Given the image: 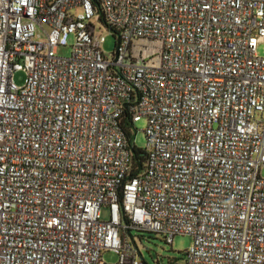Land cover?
I'll return each instance as SVG.
<instances>
[{"label": "built area", "instance_id": "1", "mask_svg": "<svg viewBox=\"0 0 264 264\" xmlns=\"http://www.w3.org/2000/svg\"><path fill=\"white\" fill-rule=\"evenodd\" d=\"M263 41L264 0H0V264H264Z\"/></svg>", "mask_w": 264, "mask_h": 264}, {"label": "rangeland", "instance_id": "2", "mask_svg": "<svg viewBox=\"0 0 264 264\" xmlns=\"http://www.w3.org/2000/svg\"><path fill=\"white\" fill-rule=\"evenodd\" d=\"M93 23L97 29V32L105 37V43L103 44V50L106 54L110 53L114 49V37L110 32L97 20L95 17ZM72 38L69 39L68 46L59 47L57 49V56L68 57L71 52L70 45L72 44ZM257 54L260 57H264V41L257 45ZM13 81L18 86H21L25 82L24 72H16L13 75ZM146 122L144 119L135 123L134 125V144L137 148L143 149L146 146V139L144 129ZM261 175L264 177V168L261 171ZM107 212L103 211V217L106 218ZM128 241L138 251L137 259L144 264H169L171 261L179 260L182 258L183 252L188 250L192 244V238L190 236H175L171 245L166 244L163 236L155 233L147 232H131V237H128ZM102 258L107 263L117 262V256L112 252H103Z\"/></svg>", "mask_w": 264, "mask_h": 264}, {"label": "trees", "instance_id": "3", "mask_svg": "<svg viewBox=\"0 0 264 264\" xmlns=\"http://www.w3.org/2000/svg\"><path fill=\"white\" fill-rule=\"evenodd\" d=\"M98 14L100 15V12L98 11ZM125 129L127 131V135L130 136V125L128 123H125ZM131 153H132V171L131 176L136 175L140 170H142L146 164V152H144L142 149L137 148L134 144L131 146ZM136 232L143 233V231L134 230ZM131 230H127L128 237H131ZM147 233H155V232H147ZM158 234V233H155ZM164 239V237H163ZM165 241V239H164ZM166 244H168L165 241ZM170 245V244H169ZM174 261H171L169 264H172Z\"/></svg>", "mask_w": 264, "mask_h": 264}]
</instances>
